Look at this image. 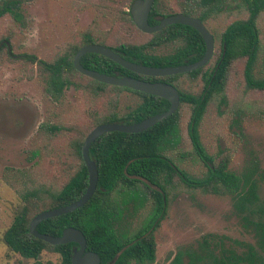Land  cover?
Masks as SVG:
<instances>
[{
	"label": "trees",
	"instance_id": "trees-1",
	"mask_svg": "<svg viewBox=\"0 0 264 264\" xmlns=\"http://www.w3.org/2000/svg\"><path fill=\"white\" fill-rule=\"evenodd\" d=\"M189 1V0H188ZM219 0H190L183 4L182 12L200 18L210 16ZM148 16L153 25L168 14H160L155 7ZM247 17L231 22L220 34L219 52L213 62L185 73L161 77L132 72L115 61L97 53H86L80 63L89 69L118 76H131L146 81H162L177 88V79L186 74L200 77L199 92H180V104L187 103L190 116L188 135L194 152L205 167L202 176L195 177L181 169L169 156L177 142L179 107L170 116L148 129L135 133L109 131L97 137L89 148V156L98 171V183L92 197L81 207L42 220L37 225L41 233L60 235L62 229L73 226L80 229L87 241V249L100 256L99 264H151L155 260L156 243L154 230L166 213L169 195L178 185L199 190L204 194L228 195L232 210L251 241L233 239L225 235L208 233L195 245L181 246L168 264H264V167L253 164L241 171L230 167V156L224 150L209 154L198 136V126L208 103L215 96L225 95V87L232 65L244 58V77L247 86L264 90V73L255 77L253 65L257 57L259 31L257 20L264 11V0H244ZM24 0H0V17L9 14L20 24L25 17ZM128 20L133 24L129 10ZM149 38L141 43H119L115 46L98 41L90 31L84 32L80 41L70 44L63 53L48 61L32 53H14L9 35L0 38V61L23 60L36 65L46 92L60 96L77 82L73 77L83 76L95 85L94 90L106 87L127 90L137 94L141 101L118 115L115 109L94 117L93 126L105 122L132 123L160 113L169 107L163 97L133 90L128 87L109 85L78 72L73 66L76 50L88 43H101L118 52L125 59L149 66H169L191 63L205 52V43L194 28L172 23L158 31L147 33ZM168 44L175 45L168 54H156L154 50ZM179 104V106H180ZM115 106V105H114ZM113 106V107H114ZM75 141L73 148L80 160L78 170L58 191L31 192L22 197L14 216L4 230L2 240L8 251L25 259L38 258L45 250L55 252L60 264H71L75 242L52 245L34 237L29 232V222L38 212L67 205L77 200L85 191L88 173L82 159L81 147L87 133ZM150 203L147 219L132 233L121 227L127 205L137 208Z\"/></svg>",
	"mask_w": 264,
	"mask_h": 264
},
{
	"label": "rangeland",
	"instance_id": "rangeland-1",
	"mask_svg": "<svg viewBox=\"0 0 264 264\" xmlns=\"http://www.w3.org/2000/svg\"><path fill=\"white\" fill-rule=\"evenodd\" d=\"M132 1L24 0V23L9 14L1 16L0 38L10 36L14 53H32L48 61L79 42L86 31L106 45L141 43L149 35L128 20L126 11ZM189 1L157 0L155 7L160 14H172L182 12L183 4ZM247 14L244 0L218 1L204 21L214 37L209 63L219 52L221 32ZM257 25L259 45L253 73L260 77L264 73V11ZM174 47L161 46L154 53L168 54ZM244 63L242 58L232 65L225 95L211 99L197 129L204 149L209 154L224 150L230 156V167L236 171L256 163L264 167V90L247 86ZM73 79L75 87L51 96L36 65L19 59L0 61V264H37L10 253L2 240L22 197L31 192L58 191L80 166L73 145L92 128L94 117L111 109L122 115L141 101L127 90L106 87L96 92L89 79L77 74ZM176 86L197 93L202 80L183 74ZM179 114L177 142L168 154L181 169L200 177L205 167L188 135L187 103L180 104ZM149 210V202L137 208L127 205L121 227L132 233L147 219ZM208 233L252 240L234 214L230 196L204 194L178 185L171 191L166 213L154 230L156 251L151 264H168L178 248L195 245ZM38 263L60 264V257L45 250Z\"/></svg>",
	"mask_w": 264,
	"mask_h": 264
},
{
	"label": "water",
	"instance_id": "water-1",
	"mask_svg": "<svg viewBox=\"0 0 264 264\" xmlns=\"http://www.w3.org/2000/svg\"><path fill=\"white\" fill-rule=\"evenodd\" d=\"M154 0H133L129 7V13L135 26L144 33H153L166 25L180 23L188 25L201 35L205 43L203 56L191 63L169 66H149L125 59L118 52L101 43H88L80 46L73 55L74 68L83 75L96 81L109 85L128 87L133 90L163 97L169 101V107L154 115L146 117L136 122H105L94 126L85 136L82 147V159L88 173V182L84 193L75 201L60 207L46 209L36 213L29 222V232L36 238L42 239L52 245L75 242L77 247L73 248L71 264H99L100 256L98 253L87 249V241L84 233L73 226L62 229L60 235L41 233L37 230V225L44 219L54 217L63 213L73 211L84 205L93 195L98 183V171L94 161L89 156V148L92 142L100 135L109 131H120L135 133L148 129L162 119L173 114L180 104L179 90L169 83L162 81H146L131 76H118L99 72L94 69L84 67L80 63V58L86 53L101 54L122 67L141 75L161 77L178 73H185L205 65L213 55L214 37L206 27L204 22L195 16L182 12L168 14L159 19L158 23L151 25L148 16L153 6Z\"/></svg>",
	"mask_w": 264,
	"mask_h": 264
}]
</instances>
